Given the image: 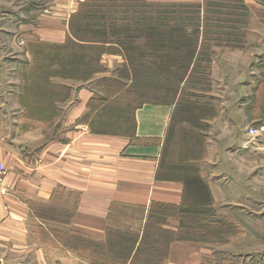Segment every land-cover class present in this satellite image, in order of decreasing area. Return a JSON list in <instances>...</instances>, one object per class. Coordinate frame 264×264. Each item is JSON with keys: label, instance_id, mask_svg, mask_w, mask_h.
<instances>
[{"label": "crops", "instance_id": "0c3cea01", "mask_svg": "<svg viewBox=\"0 0 264 264\" xmlns=\"http://www.w3.org/2000/svg\"><path fill=\"white\" fill-rule=\"evenodd\" d=\"M63 1L44 20L37 16L35 23L18 21L9 46L14 53L0 58L1 71H14L15 85L21 83L16 93L9 77L0 79V264H13L17 258L18 264H92L82 258L87 252L71 246L73 236L83 245L105 244L111 240L108 233L129 235L136 239L135 250L152 207L178 208L183 203V183L162 178L177 173L173 165L180 163L175 155L181 156L182 148L189 152L181 164L197 168L211 208L250 204L247 180L264 175V0H243L248 15L242 49L210 50L206 97L211 111L194 125L179 120L180 111L173 105L144 104L134 112L132 138L96 134L88 126L90 102L106 95L101 83L117 79L125 63L119 54H105L103 71L86 81L51 78L50 84L66 90L51 120L26 115L21 97L33 60L26 45L64 43L68 17L83 0ZM248 128L263 131L249 147ZM192 137L196 147L189 141ZM46 210L68 215L65 220L46 218ZM165 223L171 231L180 226L177 218ZM212 260L207 244L174 241L162 264Z\"/></svg>", "mask_w": 264, "mask_h": 264}, {"label": "trees", "instance_id": "16d2710c", "mask_svg": "<svg viewBox=\"0 0 264 264\" xmlns=\"http://www.w3.org/2000/svg\"><path fill=\"white\" fill-rule=\"evenodd\" d=\"M247 12L243 0H202L200 4L88 0L69 17L63 44L27 45L33 60L25 72L26 86L21 97L26 115L37 121L51 120L56 116L55 103L66 98L65 88L50 84L51 78L86 81L101 72L100 62L105 54H119L125 63L118 71V78L104 80L101 85L106 90L105 97L90 102L91 132L132 138L134 112L144 104L173 105L180 111L179 120L195 125L211 110L189 92L209 88L212 46L244 47ZM186 138L184 134L183 140ZM189 141L196 147L197 139L192 137ZM163 152L165 157L167 153ZM188 152L182 148L181 156L175 155V160L180 162L173 165L177 173L162 177L183 183L184 200L180 207L162 208L178 213L179 228H183V216L194 221L212 206L197 168L181 164ZM157 208V205L151 208L135 250L136 239L129 235L108 233L111 240L105 244L83 242L92 251L108 250L125 264L132 252L129 264L139 263L146 251L162 252V263L170 243L187 241L174 237L170 230L161 231L159 240L151 237L150 221L156 218ZM165 222L163 219L161 226ZM158 243L164 250L155 249Z\"/></svg>", "mask_w": 264, "mask_h": 264}, {"label": "rangeland", "instance_id": "374dc122", "mask_svg": "<svg viewBox=\"0 0 264 264\" xmlns=\"http://www.w3.org/2000/svg\"><path fill=\"white\" fill-rule=\"evenodd\" d=\"M87 1L88 0H83L78 2V4L81 5ZM145 1L150 2L147 0ZM63 3V0H0V58L10 56V53H14V49H10L9 46L11 39L13 38L14 26H16L18 21H26L27 24L32 22L35 23V17L37 16L39 19L42 18L44 20L46 17H49L52 12H54L53 8L57 6L61 7V4ZM116 3L118 5L121 4L119 1ZM9 16H11L10 23H6ZM213 47L218 46H212V48ZM26 48L28 50L27 45ZM101 71H103V68H101ZM15 76V72L12 70L3 72L0 69V79L3 80L4 78L9 77L8 79L12 82L13 87H17V90H15L17 93L21 83L19 82L18 85H15ZM207 90L205 88H196L194 91H190L189 93L199 97L201 99L200 101L204 104L210 102V98L206 97L209 92V88ZM261 135H263V131H261L260 137ZM257 139L248 142L246 145L248 147L250 145L252 146ZM247 183L251 195L250 204L245 203L244 207H236L231 210H226L220 207L204 210L209 212L205 215L199 216L197 219H194V221L189 220L186 216H183V228L181 227L177 231L172 230L174 232V237L178 236L190 243L207 244L210 246L214 260L207 264H264V175L254 174L249 177ZM155 213L157 215L156 218L151 220L152 222L150 221L152 225L151 227H153L150 235L151 237L159 240V238H161V231L163 232L168 230L166 228L168 225L161 226V221H163V219H169V221L176 219L178 213L173 210L162 208L155 209ZM42 215L46 218L61 217L65 220L68 214L64 213L62 210H54L53 213L50 210H46V213L43 212ZM168 239L169 238L167 237L166 240L168 241ZM69 243H72L71 246L75 250L81 249L83 252H87L86 256L82 258L84 260L87 258L92 264H124L122 259L113 257L108 250H104L102 252L92 251L90 248L85 246L86 244L82 245L79 243L78 238L75 236L69 240ZM161 246L162 245L158 243L154 247L155 249L160 250ZM161 253L148 254L146 251L145 255L141 257V261L137 264H162L160 261V255H162ZM13 260V264H18V258Z\"/></svg>", "mask_w": 264, "mask_h": 264}, {"label": "built area", "instance_id": "2783aa9c", "mask_svg": "<svg viewBox=\"0 0 264 264\" xmlns=\"http://www.w3.org/2000/svg\"><path fill=\"white\" fill-rule=\"evenodd\" d=\"M261 129H255V128H248L247 129V136H248V141L246 144H248V142L254 141L255 139L260 137V133H261ZM247 146V145H246ZM4 174V167L3 165L0 163V177Z\"/></svg>", "mask_w": 264, "mask_h": 264}]
</instances>
